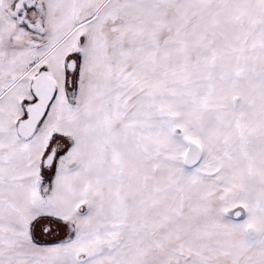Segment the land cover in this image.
Returning a JSON list of instances; mask_svg holds the SVG:
<instances>
[{
    "label": "snow or ice",
    "instance_id": "snow-or-ice-1",
    "mask_svg": "<svg viewBox=\"0 0 264 264\" xmlns=\"http://www.w3.org/2000/svg\"><path fill=\"white\" fill-rule=\"evenodd\" d=\"M0 264H264V0H0Z\"/></svg>",
    "mask_w": 264,
    "mask_h": 264
}]
</instances>
